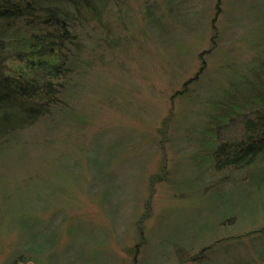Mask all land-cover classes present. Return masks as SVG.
<instances>
[{
  "label": "rangeland",
  "instance_id": "1",
  "mask_svg": "<svg viewBox=\"0 0 264 264\" xmlns=\"http://www.w3.org/2000/svg\"><path fill=\"white\" fill-rule=\"evenodd\" d=\"M121 1L67 105L0 144V264H264V161L217 173L207 132L264 96V0Z\"/></svg>",
  "mask_w": 264,
  "mask_h": 264
},
{
  "label": "trees",
  "instance_id": "2",
  "mask_svg": "<svg viewBox=\"0 0 264 264\" xmlns=\"http://www.w3.org/2000/svg\"><path fill=\"white\" fill-rule=\"evenodd\" d=\"M120 2L0 0V144L67 105L83 56L102 62L101 50L111 49L108 41L116 39L111 26ZM7 50L19 68L4 70ZM254 95H232L217 103L207 131L209 159L217 173L264 161V96L261 91Z\"/></svg>",
  "mask_w": 264,
  "mask_h": 264
}]
</instances>
